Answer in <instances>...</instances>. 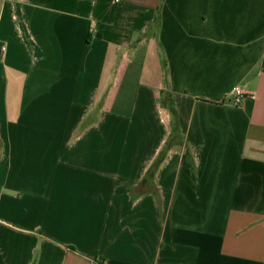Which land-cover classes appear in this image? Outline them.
I'll list each match as a JSON object with an SVG mask.
<instances>
[{
  "label": "crops",
  "instance_id": "crops-1",
  "mask_svg": "<svg viewBox=\"0 0 264 264\" xmlns=\"http://www.w3.org/2000/svg\"><path fill=\"white\" fill-rule=\"evenodd\" d=\"M0 264H264V0H0Z\"/></svg>",
  "mask_w": 264,
  "mask_h": 264
},
{
  "label": "built area",
  "instance_id": "built-area-1",
  "mask_svg": "<svg viewBox=\"0 0 264 264\" xmlns=\"http://www.w3.org/2000/svg\"><path fill=\"white\" fill-rule=\"evenodd\" d=\"M232 96V102L234 104H240L242 102V100L245 97V92L243 91L242 88L240 87H236L235 90L233 91V93L231 94Z\"/></svg>",
  "mask_w": 264,
  "mask_h": 264
}]
</instances>
